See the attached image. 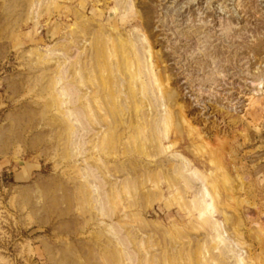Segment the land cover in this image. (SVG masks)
<instances>
[{
  "label": "rangeland",
  "instance_id": "obj_1",
  "mask_svg": "<svg viewBox=\"0 0 264 264\" xmlns=\"http://www.w3.org/2000/svg\"><path fill=\"white\" fill-rule=\"evenodd\" d=\"M0 264H264V0H0Z\"/></svg>",
  "mask_w": 264,
  "mask_h": 264
},
{
  "label": "bare ground",
  "instance_id": "obj_2",
  "mask_svg": "<svg viewBox=\"0 0 264 264\" xmlns=\"http://www.w3.org/2000/svg\"><path fill=\"white\" fill-rule=\"evenodd\" d=\"M146 73L147 75L149 76L148 79L149 81L151 80L152 78V66L150 64H147L146 65ZM216 75V74H215ZM212 76V75H211ZM136 77L140 78V71L138 70L137 71V74H136ZM216 78V76H215ZM259 78V77H258ZM249 83V82H248ZM262 81L258 82V83H254L253 81H251L250 86H252L251 88H254L258 91V87L261 85ZM220 84V83H219ZM200 88V87H199ZM253 89V90H254ZM138 91V94L139 95V99L140 100H145L147 102V105L150 106V109L148 110L147 112V115H149L150 113H152V104H151V100L148 96V91L147 89L145 88V83L141 80L139 82V90ZM256 91V92H257ZM134 92V90H133ZM222 93V92H221ZM223 96L225 97V99L227 100V102L232 106L234 107L235 109L237 108V103L239 102L238 100V97H234L233 93L231 92H228V93H224ZM125 100L128 98V94H125L124 96ZM135 100H133L134 102ZM132 111L134 112L133 114L131 113L130 114V117L132 116H137L138 114H140V112L144 113V110L142 109V105H138V103L134 102L133 104V108H132ZM167 115V114H166ZM166 118V117H165ZM206 193V192H205Z\"/></svg>",
  "mask_w": 264,
  "mask_h": 264
}]
</instances>
